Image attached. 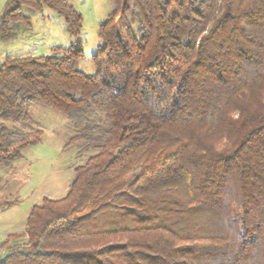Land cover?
Wrapping results in <instances>:
<instances>
[{
  "label": "trees",
  "instance_id": "16d2710c",
  "mask_svg": "<svg viewBox=\"0 0 264 264\" xmlns=\"http://www.w3.org/2000/svg\"><path fill=\"white\" fill-rule=\"evenodd\" d=\"M111 3L86 74L66 0H5L0 43L30 24L24 6L61 16L72 42L0 63V164L39 143L34 104L91 154L0 264H264V0Z\"/></svg>",
  "mask_w": 264,
  "mask_h": 264
},
{
  "label": "rangeland",
  "instance_id": "374dc122",
  "mask_svg": "<svg viewBox=\"0 0 264 264\" xmlns=\"http://www.w3.org/2000/svg\"><path fill=\"white\" fill-rule=\"evenodd\" d=\"M81 16L78 36L82 57L77 68L95 74L91 57L100 44L98 25L112 9L111 0H66ZM5 0H0V14ZM21 13L30 24L11 25L16 39L0 43V63L5 57H39L62 53L72 40L64 19L47 7L40 11L22 7ZM32 126L41 131L39 143L22 151L21 159L8 166L0 164V260L13 246L23 245L12 239L23 233L33 206L44 198L58 200L67 194L74 177V168L85 163L91 154L79 142L69 143L74 135L64 115L42 104L30 109ZM4 202L9 206H3ZM7 244L4 245V243Z\"/></svg>",
  "mask_w": 264,
  "mask_h": 264
}]
</instances>
